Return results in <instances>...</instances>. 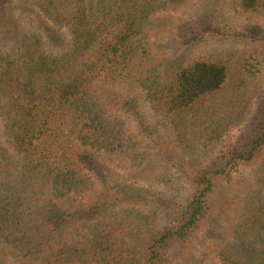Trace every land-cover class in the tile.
<instances>
[{
  "label": "trees",
  "instance_id": "16d2710c",
  "mask_svg": "<svg viewBox=\"0 0 264 264\" xmlns=\"http://www.w3.org/2000/svg\"><path fill=\"white\" fill-rule=\"evenodd\" d=\"M187 1L0 0V264H264L261 71L245 51L157 58L147 29L168 25L157 13ZM225 2L264 15V0ZM19 6L30 24L11 38ZM123 83L156 117L141 125L144 146L110 113L140 112L112 89ZM247 116L152 225L139 206L173 166Z\"/></svg>",
  "mask_w": 264,
  "mask_h": 264
},
{
  "label": "rangeland",
  "instance_id": "374dc122",
  "mask_svg": "<svg viewBox=\"0 0 264 264\" xmlns=\"http://www.w3.org/2000/svg\"><path fill=\"white\" fill-rule=\"evenodd\" d=\"M19 4V0H14ZM19 6L13 18L19 22L17 29L9 26L11 35H21L28 31L29 20ZM162 19L165 26L158 29H147L150 48L155 56L161 60L175 61L181 58L188 62L202 55L217 54L220 52L242 53L247 52L248 62L255 64L261 71L257 82V92H264V15L245 17L235 13L227 7L225 0H189L173 10L160 11L156 15ZM259 54L260 63L255 58ZM256 59V60H255ZM117 93H123L126 98H134L140 112L129 113L126 108L112 107L111 114L119 116L128 133L138 139L141 146L146 144L141 132L144 124L157 123L154 113L143 94L130 84L123 83L112 87ZM256 98L252 99L250 112L255 108ZM249 117L237 122L228 128L223 136L207 149H199L195 153L184 156L183 163L173 166L170 172L172 179L161 184L155 196H149L139 206L151 216L152 225L164 222V216L170 210V201L182 202L191 191L190 177L195 167L212 160L227 144L237 140ZM143 124V126H141ZM160 132L162 127L158 126ZM112 171L126 175V163L113 158H105ZM247 171V170H246ZM138 206V205H137ZM221 222L225 220L221 217ZM203 252L197 242L196 254ZM6 264H12L8 261ZM14 264V263H13Z\"/></svg>",
  "mask_w": 264,
  "mask_h": 264
}]
</instances>
